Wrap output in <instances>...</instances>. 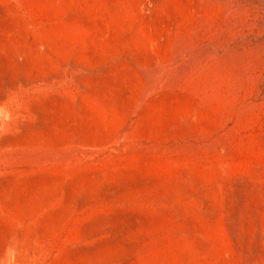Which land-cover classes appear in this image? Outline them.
I'll return each instance as SVG.
<instances>
[{
	"label": "rangeland",
	"instance_id": "374dc122",
	"mask_svg": "<svg viewBox=\"0 0 264 264\" xmlns=\"http://www.w3.org/2000/svg\"><path fill=\"white\" fill-rule=\"evenodd\" d=\"M0 264H264V0H0Z\"/></svg>",
	"mask_w": 264,
	"mask_h": 264
}]
</instances>
